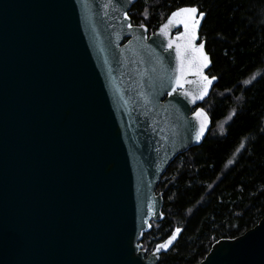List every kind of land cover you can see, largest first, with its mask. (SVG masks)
<instances>
[{
  "label": "water",
  "instance_id": "1",
  "mask_svg": "<svg viewBox=\"0 0 264 264\" xmlns=\"http://www.w3.org/2000/svg\"><path fill=\"white\" fill-rule=\"evenodd\" d=\"M137 2L0 0V264H159L178 242L159 259L142 243L165 218L168 167L212 127L201 105L217 79L203 99L192 74L172 92L178 26L148 36ZM252 233L264 238V217L239 237ZM233 243L197 264H264L258 245Z\"/></svg>",
  "mask_w": 264,
  "mask_h": 264
},
{
  "label": "trees",
  "instance_id": "2",
  "mask_svg": "<svg viewBox=\"0 0 264 264\" xmlns=\"http://www.w3.org/2000/svg\"><path fill=\"white\" fill-rule=\"evenodd\" d=\"M180 6L208 13L200 36L217 83L201 105L212 120L206 139L179 155L157 188L165 218L144 235L143 249L150 253L182 230L159 264H197L214 243L243 235L264 217V0H138L129 17L155 29Z\"/></svg>",
  "mask_w": 264,
  "mask_h": 264
},
{
  "label": "snow or ice",
  "instance_id": "3",
  "mask_svg": "<svg viewBox=\"0 0 264 264\" xmlns=\"http://www.w3.org/2000/svg\"><path fill=\"white\" fill-rule=\"evenodd\" d=\"M128 2L131 3L132 0H128ZM207 15L208 13L202 10L201 6L179 7L171 12L167 18V23L161 28V32L166 34L167 29L172 26L183 27V32L179 33L175 38L176 41H178L175 45L176 59L178 62V75L175 78V86L173 87L172 92H176L178 89H183L185 75L192 74L200 76L204 82L203 90L199 96V99H203L208 93L209 85L213 80L217 79L216 77H212L210 79L208 76L203 75V70L209 66L210 60L209 56L205 52L204 43H201L198 46L195 43V41L198 39V30L200 28L201 21L205 20ZM124 19H129L127 13H125ZM128 27L131 28L132 25L129 24ZM140 27L143 28L144 25L141 24ZM172 47L173 43L171 40H169L168 48ZM171 94L172 93L170 92L169 95ZM184 95L188 96L189 93L185 92ZM195 116L199 121V129L195 133V140L200 142L206 130L207 116L203 109L199 108L196 110ZM241 148H243V145H241ZM228 163L232 164L233 161L230 160ZM181 231L182 230L180 228L173 230L167 240L159 243L156 246L152 253L153 257L159 259V254L161 252H167L178 239ZM257 231H259V229ZM255 237L256 233H252L250 235H244L243 237L235 238V243L231 244L230 247L232 249L238 250L245 247H254L258 245L261 253H264V238H261L259 241H257Z\"/></svg>",
  "mask_w": 264,
  "mask_h": 264
},
{
  "label": "flooded vegetation",
  "instance_id": "4",
  "mask_svg": "<svg viewBox=\"0 0 264 264\" xmlns=\"http://www.w3.org/2000/svg\"><path fill=\"white\" fill-rule=\"evenodd\" d=\"M180 7H184V6H180ZM177 8H179V7H176V8H173L172 10H170L166 15H164L163 16V18H162V20H161V22H160V24L155 28V29H150L148 26H146V25H144V27H146L147 29H148V36H150V35H152V34H154L157 30H158V28L162 25V24H164L166 21H167V18H168V16L171 14V12L172 11H174V10H176ZM133 25H135V24H133ZM136 26H140V25H136ZM203 26V25H202ZM202 29V28H201ZM181 32H183V27L182 26H178L172 33H171V36L173 37V36H176V35H178L179 33H181ZM200 33H201V31H200ZM127 41V40H126ZM202 42H205L204 40H202L201 39V36H200V39H199V41L197 42V44H201ZM205 45H206V43H205ZM209 75V74H208ZM210 97V96H209ZM162 242V241H161ZM160 242V243H161ZM157 244H159V243H157ZM156 244V245H157ZM155 245V246H156ZM174 248H175V246L171 249V250H169L167 253H165V254H162L161 255V258H160V261H161V259L163 258V256H168V254L169 253H171L173 250H174ZM153 251V250H152ZM151 251V252H152ZM150 252V253H151ZM150 253H147V255H149Z\"/></svg>",
  "mask_w": 264,
  "mask_h": 264
},
{
  "label": "rangeland",
  "instance_id": "5",
  "mask_svg": "<svg viewBox=\"0 0 264 264\" xmlns=\"http://www.w3.org/2000/svg\"><path fill=\"white\" fill-rule=\"evenodd\" d=\"M227 122V121H226ZM225 126V122L219 126V131L222 132ZM152 251V250H151Z\"/></svg>",
  "mask_w": 264,
  "mask_h": 264
}]
</instances>
